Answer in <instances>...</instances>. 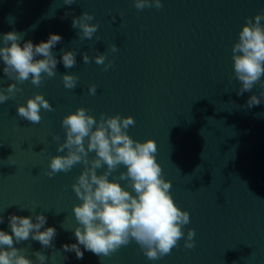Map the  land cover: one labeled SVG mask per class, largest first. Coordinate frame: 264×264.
Instances as JSON below:
<instances>
[{
  "label": "water",
  "instance_id": "95a60500",
  "mask_svg": "<svg viewBox=\"0 0 264 264\" xmlns=\"http://www.w3.org/2000/svg\"><path fill=\"white\" fill-rule=\"evenodd\" d=\"M161 2L160 9L137 10L133 0H77L71 6L64 0H0V37L21 33L23 46L57 34L63 39L52 49L55 58L62 61V49L77 54L73 68L65 69L60 62L55 77H45L39 87L30 79L17 84L22 91L0 104V215L5 218L0 230L11 234L12 214L32 217L33 222L43 214L45 227L57 230L54 249L31 239L14 245L35 264L36 251L48 257L45 264H264V89L257 84L238 96L241 83L234 78L232 60L246 18L254 22L264 0ZM83 12L99 25L92 40H80L79 29L72 28V18ZM113 44L115 53L110 51ZM95 50L113 67L104 71L94 59L83 63V54L94 57ZM2 69L0 61V89L6 90L16 82ZM66 74L79 78L75 89L64 87ZM93 84L95 95L88 93ZM36 94L54 111L42 109L40 123L33 124L21 119L17 108ZM252 95L261 104L249 109ZM81 107L97 121L102 113L131 116L135 126L127 134L141 143L156 142V160L172 184L170 194L190 214L184 238L170 255L148 260L135 241L109 257H98L83 246V259L63 251L62 245L76 243L74 229L79 225L73 208L81 201L71 185L84 166L77 164L51 178L45 173L52 157L67 152H57L66 139L62 119ZM54 135L60 136L59 142ZM94 157L89 153V159ZM105 170L106 165L97 174ZM125 171L121 165L109 180L132 192L127 181H118ZM189 229L196 233V246L190 250L184 247Z\"/></svg>",
  "mask_w": 264,
  "mask_h": 264
},
{
  "label": "clouds",
  "instance_id": "9594fccd",
  "mask_svg": "<svg viewBox=\"0 0 264 264\" xmlns=\"http://www.w3.org/2000/svg\"><path fill=\"white\" fill-rule=\"evenodd\" d=\"M77 0H64V4L71 6ZM137 10L163 7L161 0H133ZM69 14L66 13V19ZM123 14H121L122 16ZM94 16L83 12L79 17L72 18V28L79 29L80 40H92L99 25L92 24ZM115 20V17H113ZM264 10L252 18H246V23L239 33V40L232 47L234 61V78L241 83L237 95L251 92L257 84L264 89ZM11 22V21H10ZM23 39L21 33L8 32L0 37V61L3 63V74L16 83L9 84L7 89H0V104L15 97L22 91L17 84L31 80V84L39 87L45 77L56 76L57 64L62 62L65 69L76 66V52L74 50L62 52V61L53 55L52 49L62 42V37L50 34L46 42L33 44ZM99 41V37L96 38ZM96 51V50H95ZM110 51L115 53L118 47L113 44ZM37 57H42L37 59ZM94 59L97 65H104V71L113 67V62L105 63L107 57L96 51L94 57L87 53L82 56L83 63L88 64ZM75 75H63L62 82L66 89H75L78 83ZM97 86H89L88 93L95 95ZM264 97V91L260 92ZM261 99L252 95L247 101V108L259 106ZM54 111L52 105L41 94L27 100L26 106L17 108V115L33 124L40 123L41 110ZM61 125L65 130L66 139L59 144L57 152L66 155H56L51 158L50 171L45 174L51 178L60 172H70L77 164H83V171L75 183L72 191L81 201L74 206L73 213L78 227L74 229L76 243L64 244V252H74L77 259H83L84 251L92 252L98 257H109L135 241L143 255L148 260H159L170 255L173 248L178 247L184 238V226L190 223V214L176 206L170 189L172 184L163 177V170L156 160L157 144L149 139L138 142L132 139L127 130L135 126L133 117H121L119 114L106 117L101 114L99 121L88 110L81 107L74 113L65 116ZM95 128V130H93ZM87 145L85 147V139ZM52 139L60 141V136ZM95 157L89 159V153ZM106 165L102 174L97 170ZM121 165L126 168L121 172L118 181H127L132 192L126 190L119 182H110L112 176ZM117 178H114L116 180ZM135 193L133 195L132 193ZM24 210L23 208H20ZM4 216L0 215V224L4 223ZM47 217L43 214L32 217L17 215L8 216L11 234L0 230V264H35L26 258L14 245L29 239L38 241L42 248L54 249L57 230L45 227ZM44 229L41 231V229ZM195 230L189 229L184 247L193 249L196 246ZM83 246L84 251H81ZM54 252L52 253V255ZM39 264H45L48 257L42 252L33 253Z\"/></svg>",
  "mask_w": 264,
  "mask_h": 264
}]
</instances>
